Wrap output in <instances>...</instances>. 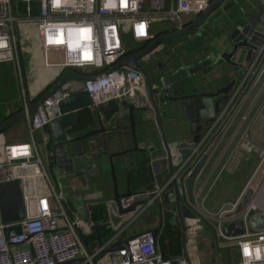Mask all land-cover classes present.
I'll list each match as a JSON object with an SVG mask.
<instances>
[{
  "label": "built area",
  "instance_id": "built-area-1",
  "mask_svg": "<svg viewBox=\"0 0 264 264\" xmlns=\"http://www.w3.org/2000/svg\"><path fill=\"white\" fill-rule=\"evenodd\" d=\"M213 0H150L151 10H145L143 0H0V63L16 61L20 65L21 43L16 37L21 24L34 25L43 49L46 69H59L58 77L65 71L90 75L94 80L67 81L59 92L45 102L46 110L39 109L27 118L33 143L8 145L0 162V183L19 180L22 188L26 218L4 224L0 215V264H64L79 260L78 264H186L183 258L174 260L163 255L151 230L140 232L127 247L108 251L123 231L103 246L89 250L93 233L92 223H87L78 212L66 209L67 195L57 189L48 173L35 143V134L53 126L57 118L55 107L70 96L86 91L94 107L132 95L141 77L129 69L110 71L128 55L126 41L147 44L155 38V20L176 21L182 28L183 18L197 17ZM18 2L23 4V15ZM52 53L59 55L58 59ZM264 79V45L256 52V59L247 67L240 85L234 92L226 125L231 124L241 111V104L253 90L261 87ZM22 93L25 94L23 87ZM235 103V99H237ZM264 112L262 106L250 119L242 120L255 125ZM47 139V138H46ZM239 148L258 158L256 172L264 170V145L243 135ZM192 172L189 173L188 177ZM166 187L137 193L127 199L130 205L139 200L146 204L130 221L144 214V210L161 202ZM241 201L223 207L217 214L203 215L214 226L216 234L224 238L222 226L226 217L234 214ZM263 214L255 202L242 214ZM261 212V213H260ZM199 217L188 222V240L197 236ZM212 222V221H211ZM111 229V227H107ZM241 264H264V229L236 238Z\"/></svg>",
  "mask_w": 264,
  "mask_h": 264
},
{
  "label": "crops",
  "instance_id": "crops-1",
  "mask_svg": "<svg viewBox=\"0 0 264 264\" xmlns=\"http://www.w3.org/2000/svg\"><path fill=\"white\" fill-rule=\"evenodd\" d=\"M257 1L264 4V0H226L224 3L215 6L209 19L199 32L180 38V41L172 40L168 42L167 46L161 47L150 58L141 61L143 68L153 79L161 77V86L164 85L165 88L170 89L173 96L201 93L226 86L239 69L245 71L256 59L255 53L247 60V51L243 50L235 59L241 67L236 68L219 60L218 56L232 50V43L228 38V33L234 26L235 20L242 19L244 14L250 17L258 14ZM194 19L195 17L192 16L184 17L181 27L191 23ZM168 22L171 26L166 30L167 32L180 29L176 21L168 20ZM259 30L264 32V19L263 24L259 26ZM174 41L178 44L175 45ZM27 43L29 41H23L21 47ZM147 44H137L130 40L126 41L129 53ZM25 49L22 51L21 48L19 54L21 66L16 61L0 63V124L21 111L26 105L36 102L42 93L48 90L58 79L59 74L57 72L54 73L51 71L52 69H46L44 66L40 39H38L37 51L35 50L36 48H31V45L26 46ZM209 50L212 51L209 52ZM173 53L175 58L170 59V54ZM52 57L58 59L59 55L52 53ZM241 77L239 81H241ZM260 85L261 87L253 90L251 94L245 97L243 104H241V111L235 121L229 125L225 124L223 129L216 131L215 141L209 145L207 152L200 153L198 162L205 157H207V160L196 179L193 197L191 199L186 194L182 198V211L186 223H191L193 219L199 217L204 218L205 223L203 233L200 236L197 234L192 241L188 240L189 253L193 264H241L239 249L235 241L218 237L214 226L211 225L213 220L210 219V222H208L203 215L217 214L223 207L238 203L249 189H253L255 192L252 201L253 203L255 202L257 209L264 211V178L257 183L258 186H253L254 181L264 170L256 172L258 158L246 154L238 146L239 140L243 135L258 144L264 145V112L260 116L259 121L253 126L242 120L243 115L249 116V119L253 117L262 106L264 101V79ZM23 87L25 88V94L22 93ZM27 92L30 97L26 96ZM162 102L164 100H160V104ZM128 105L140 108L148 106L143 85H137L135 92L130 96L111 101L100 107L92 106L81 111L78 118L83 123L82 127L86 131L99 128L100 122L110 126L119 116L123 118L126 115ZM166 106L168 108L160 105V111L164 117L167 136L172 141L175 137V126L180 117L182 104L173 102L168 103ZM147 117L152 121V124L150 122L152 141L143 139L144 128L139 125L140 148H158L160 150L158 155H163V142L154 121V112L152 110L148 111ZM128 124V121L123 122L124 126ZM50 135V128L35 134L34 140L38 152L44 161L48 173L52 176L55 187L66 192V206L69 211L71 213L78 212L84 217L83 209L78 200L72 196L75 191L84 187V183L73 184L69 176L55 169L49 153ZM222 139L223 141L219 145L218 141ZM28 143L32 144L33 141L29 131V123L26 119L0 134V162L3 160L6 146ZM123 144V149L134 147L132 138L128 136L124 137ZM139 158L140 155L135 153L134 158L128 161L129 163H134L133 167H127L133 179L138 174L136 162ZM117 174L119 189L124 193L127 188L124 181L126 176L120 166H118ZM59 176H61V179L58 178ZM108 181L110 182H108L105 190L106 194L113 190L110 176ZM169 183L170 180L166 179L162 185L153 184L147 173L143 172L140 179L132 180L130 187L134 193H140L146 189L157 190L167 186L166 191L168 192ZM165 195H162L161 198L166 218L162 225L160 221L161 211L155 205L151 209L148 208L133 224L128 225L130 222L123 224L118 232L115 231V235L123 231L122 237L128 238L145 230L162 227L157 237V244L161 253L165 256L183 257L181 247L182 231L176 207L173 203L169 206V204L164 202ZM168 215L169 218L167 219ZM239 217H242V214L234 216L232 219H227L226 223L229 220L238 222ZM107 221L108 218L104 214L101 217L94 216L92 224L106 223ZM175 228L179 230V234ZM105 230L111 229L106 228ZM89 237L91 241L97 242L95 231ZM110 239L105 240L103 237V243L108 242Z\"/></svg>",
  "mask_w": 264,
  "mask_h": 264
},
{
  "label": "water",
  "instance_id": "water-1",
  "mask_svg": "<svg viewBox=\"0 0 264 264\" xmlns=\"http://www.w3.org/2000/svg\"><path fill=\"white\" fill-rule=\"evenodd\" d=\"M225 1H211L208 7L195 17L194 21L178 30L162 34L136 52L128 53L115 67L107 71L129 69L138 74L143 81L147 107L140 108L128 105L126 115L123 118L119 116L115 119L112 122L113 125L106 126L100 122L99 128L87 131L82 127L83 123L78 118L81 111L93 106L90 95L86 91L70 96L55 107L57 118L51 127L49 141L51 161L57 171H62L71 178L73 184L84 183V187H81L72 194L83 209L84 220L87 223H92L94 216L101 217L104 214L108 218L106 223H93L91 227L97 235V242L89 244L86 237L82 234V239L89 250H93L97 246H103L102 234L107 227L110 226L113 231L118 232L123 224L129 223L146 204L145 200H139L126 205L127 199L137 194L130 187L132 180L140 179L142 173L146 172L153 184L162 185L166 179L170 180L169 190L168 192H164V195L166 194L164 202L166 204L173 203L176 207L182 231V258L186 264H193L189 253L187 239L189 228L182 211V198L188 194L192 199L196 179L202 171L207 157L203 158L197 167L192 170L187 166L189 161L187 159L188 155L181 152V161L175 164L163 128L160 100H164L165 105L180 102L186 112L200 110L203 106L209 107L221 94L230 92L236 85L238 76H235L226 88L216 93H192L183 96H173L170 89L165 88L164 85L161 86V77L153 79L143 68L141 61L150 58L167 42L199 32L209 19L213 8ZM257 5L259 10L256 16L250 17L244 14L242 19L235 20L234 26L228 33V38L232 43V50L220 54L218 56L219 60L224 61L232 67L239 68L241 65L235 59L240 52L246 50L247 60H249L264 45V32L259 30V26L263 24L264 19V4L257 1ZM16 43L18 45L21 43L19 34L16 37ZM95 78L98 77L65 71L48 90L42 93L36 102L26 105L21 111L1 123L0 134L31 117L39 109L45 111V102L54 97L67 81L78 80L87 82ZM26 96L30 97L28 92ZM149 110L154 112L156 126L165 149L163 155H158L160 151L158 148H140L138 126L141 125L144 128L143 139L148 140L150 137L148 130L150 121L147 117ZM124 121H128L129 124L124 126ZM125 136L132 138L133 148L123 149V139ZM135 153L139 154L140 158L136 162L138 174L133 179L127 167L134 166V163H129L128 161L134 158ZM118 166L123 169L126 176L124 181L127 188L124 193L120 191L118 180L116 179ZM175 168H177V171H175ZM190 172L192 173L188 177ZM109 176L113 183V190L106 194L105 190L108 182H110L108 181ZM58 178L61 179V176ZM254 194V190L249 189L242 198L237 211L234 214L228 215L226 219H232L234 216L243 214L252 202ZM170 197L172 198L170 199ZM156 206L161 211L160 221L162 225L165 221L164 205L160 202ZM150 207L153 208V206ZM0 215L4 224L20 222L26 218L22 188L19 180L0 183ZM161 228L151 230L156 240ZM261 229H264V215L257 213L249 215L246 219L242 215V217H239L238 222L229 220L222 226L223 239L243 236L247 230L254 233ZM134 238L136 236L121 237L106 252L127 247L129 241ZM78 262L79 260H76L64 264H78Z\"/></svg>",
  "mask_w": 264,
  "mask_h": 264
},
{
  "label": "flooded vegetation",
  "instance_id": "flooded-vegetation-1",
  "mask_svg": "<svg viewBox=\"0 0 264 264\" xmlns=\"http://www.w3.org/2000/svg\"><path fill=\"white\" fill-rule=\"evenodd\" d=\"M173 57L174 53L170 54V59H173ZM243 71V69H239L236 73L235 76H238V79L234 88L226 94H221L217 99L214 100V103H212L209 107L203 106V108H201L200 110H193L191 112H186L182 107L181 113L179 114V120L177 122V125L175 126V137L172 141L167 136L166 129L164 126V117L162 116V113L160 111L163 120V128L167 138V143L171 149L175 164L181 161V152L188 155L187 159L189 161L187 166L190 167L192 170H194V168H196L197 165L201 162H198V156L204 151L207 152L208 148L210 147L209 145H211L215 141L214 137L216 131H218L219 129H223L228 120L232 97L234 95V92L240 85L239 79ZM227 85L201 93H216L219 90L226 88ZM234 101L236 103L239 100L237 98ZM160 105L161 107L164 106L165 108H168L164 104V102H162ZM150 122L152 124V121ZM150 122L148 124V130L150 135L149 139L151 142L152 134ZM222 141L223 139L218 141L219 145ZM163 151H165L164 145ZM175 171H177V168H175ZM171 204H169V206Z\"/></svg>",
  "mask_w": 264,
  "mask_h": 264
},
{
  "label": "rangeland",
  "instance_id": "rangeland-1",
  "mask_svg": "<svg viewBox=\"0 0 264 264\" xmlns=\"http://www.w3.org/2000/svg\"><path fill=\"white\" fill-rule=\"evenodd\" d=\"M143 4L145 6V10L147 11H150L151 10V6H150V0H143ZM18 7H19V13L20 15H23V4L19 3L18 2ZM171 24L168 22V20H155V32H156V39L161 36L163 33L167 32L166 30L168 28H170ZM19 31H20V39L22 41L21 45H23V41H29V43H27L26 45H24L22 47V51L26 50V46L28 45H31V48H36L35 50L37 51L38 50V34H37V31H36V28L34 25H29V24H21L20 28H19ZM175 40H181V39H175ZM168 43V42H167ZM166 43V44H167ZM175 45L178 44L176 41L173 42ZM164 44V46L166 45ZM167 46V45H166ZM212 50H209V52H211ZM28 60V58H27ZM52 72H57L59 73L60 70L59 69H52L51 70ZM117 173V172H116ZM264 178V171H262L258 178L254 181V185L253 186H258L257 183L259 181H261V179ZM118 180V174H117V178ZM257 190V189H256ZM172 197H170L171 199ZM66 209L69 211V209L67 208L66 206ZM70 212V211H69ZM205 226V223L204 222H201L200 224H198V227H197V234L200 236L202 233H203V228ZM172 259H179L178 256H174V257H171V256H168Z\"/></svg>",
  "mask_w": 264,
  "mask_h": 264
},
{
  "label": "trees",
  "instance_id": "trees-1",
  "mask_svg": "<svg viewBox=\"0 0 264 264\" xmlns=\"http://www.w3.org/2000/svg\"><path fill=\"white\" fill-rule=\"evenodd\" d=\"M166 33H168V32H166ZM164 34V33H163ZM137 50H139V49H136V50H134V51H131V53L132 52H136ZM169 218V215H168V217H167V219ZM171 224V223H170ZM172 225V224H171ZM176 229V232L179 234V230L177 229V228H175ZM115 235V231H113L112 229L111 230H108V231H104L103 232V237H104V239L106 240V239H110V238H112L113 236ZM166 257H168V256H166ZM168 258H170V257H168ZM182 257H180L179 256V259H177V260H180ZM175 260V259H174Z\"/></svg>",
  "mask_w": 264,
  "mask_h": 264
}]
</instances>
